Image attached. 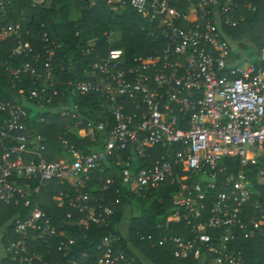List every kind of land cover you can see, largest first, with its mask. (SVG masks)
Here are the masks:
<instances>
[{
	"label": "built area",
	"instance_id": "obj_1",
	"mask_svg": "<svg viewBox=\"0 0 264 264\" xmlns=\"http://www.w3.org/2000/svg\"><path fill=\"white\" fill-rule=\"evenodd\" d=\"M12 1L0 0L3 18ZM94 1H104L113 13L129 8L146 20L151 27L148 34L161 50L134 58L131 64L120 50H109L105 58L82 68L79 79H65L58 86L53 62L60 46L44 33L41 59L24 40L26 32L20 24L0 27V40L13 44L10 58L25 60L19 67L0 66L19 83L26 74L34 86L26 96L18 93L20 102H0L4 115L0 204L29 209L13 222L11 233L16 239L7 241L3 255L15 264H35L39 258L31 250V241H56V251L69 254L77 243L71 235L73 227L84 232L92 225L107 229L114 215L111 206L120 199L111 206L99 204L83 189L103 163L129 152L133 158L129 155L120 170L121 185L129 195L143 198L167 182L176 185L167 222H183L191 238H163L158 246L171 242L177 260L192 257L202 258L203 264H246L231 245L256 234L264 238V64L259 56L248 61L227 34L238 25L237 0ZM242 6L255 11L250 3ZM103 38L110 43L111 34ZM88 46L82 50L84 56L92 54L95 41ZM93 96L101 99L97 108L108 113L112 125L85 117L84 113L90 114L88 106L81 110L72 102L74 97ZM26 98L39 111L54 98L72 102L61 105L60 116L74 121L73 133L81 140L94 143L95 132L103 133L101 150H78L60 136L61 151L69 158L46 161L45 138L30 133V116L23 107ZM157 149L160 156L145 167L152 160L150 152ZM133 160L143 161V167L132 169ZM233 166L236 171L230 174ZM51 183L65 188L53 201L57 208L67 207L78 215L74 224L73 213L65 216L69 222L54 224L39 208L41 191ZM101 184L100 192H106L113 180L106 178ZM123 239L104 236L96 247L101 252L96 264H134L121 250ZM67 264L78 263L72 256Z\"/></svg>",
	"mask_w": 264,
	"mask_h": 264
},
{
	"label": "trees",
	"instance_id": "obj_2",
	"mask_svg": "<svg viewBox=\"0 0 264 264\" xmlns=\"http://www.w3.org/2000/svg\"><path fill=\"white\" fill-rule=\"evenodd\" d=\"M77 2L80 17L76 21L68 19L70 11L67 7L55 8L57 0L50 8L38 7L27 0H14L8 8L6 16L3 18L0 15V27H2L16 24L25 10L29 9L32 12L29 23L25 26L21 25L26 32L23 37L29 42L33 51L40 54L41 59H43L42 36L44 33L47 34L51 42L60 46L53 62L56 68L54 72L56 85L59 86L60 82L65 79H79L82 68H87L105 58L109 49L120 50L127 64H131L134 58L153 56L161 50V45L148 34L151 28L148 22L129 8L117 17L113 15L104 1L77 0ZM243 2L250 3L255 11L251 12L243 8ZM237 3L239 5L236 18L238 25L227 30V34L241 53L249 50V56L255 55L256 58L264 52V0H237ZM106 32H113L115 35L112 46H108L103 39V34ZM91 40H95L97 45L90 56H84L82 50L87 48V44ZM12 46L10 41L0 40V63L19 67L25 60L10 58ZM236 57L240 58V54H237ZM75 64L80 67H78L77 74L72 73ZM262 64H264V60ZM21 81V83L15 81L5 68L0 66V102H20L18 93L21 91L26 96L28 91L34 87L33 81L26 74L22 75ZM72 102H77L81 110L88 106L90 114L84 113L85 117L87 115L90 119L101 122L105 119L109 122V126L112 125V121L109 115L105 114V110L101 111L99 107L97 108V103H101L99 97L93 96L88 99L74 97ZM72 102L61 103L59 99L54 98L51 105L45 106L39 111L33 101L27 100V98L24 100L23 107L30 116L28 122L30 133L41 135L46 140V161L51 159V153H58L61 150V144L58 141L60 136L66 137L78 150L88 153L101 150L103 133L95 132L96 142L94 143H90L87 138L81 140L73 133L74 121L60 116L61 105H72ZM3 119L4 115L0 113V123ZM69 129L70 133L68 132ZM160 154L158 149L152 150L150 152L152 160L145 162V167L151 165L152 161L158 158ZM129 155L133 158L129 152H123L118 156L117 154L114 155L110 161L103 163L100 170L97 169L90 176L85 183V189H83V192L89 193L99 204L111 206L115 199H120L118 205L111 206L114 215L108 228L102 229L92 225L86 232L78 231L76 227L70 228L71 235L76 237L77 243L69 254L58 253L56 241L47 244L31 241V250L39 258L35 264H52L56 260L60 264H67L72 256L75 257L78 264H96L101 256V252L97 251L96 247L100 245L102 238L107 234L122 235L120 227L128 208L131 210L130 219L125 231L126 237L121 243V250L125 252L128 259H134V264H202V258L175 259L173 256L174 245L169 241L163 246L157 245L163 238H191L183 222H167V218L171 216L173 211L171 195L175 191L176 185H170L167 182L163 188L146 193L143 198L132 197L127 189L121 185L120 180V170L124 167L123 162ZM116 163H120L119 166H116ZM131 167L138 170L143 167V161L133 160ZM233 167L230 168V174L236 171L235 166ZM106 178L112 179L113 184L106 192H100L101 182ZM63 191H65L64 187L57 183H51L42 189L40 194L39 208L52 219L54 224H61L63 221L69 222L65 216L67 212L73 213L67 207L57 208L53 201V196ZM132 208H135V213L132 212ZM28 211L29 209L22 206L14 207L0 204V233L8 231V235L4 233V237L0 239V247L3 250L6 248L8 240L14 241L16 239L11 233L13 222L23 218ZM76 218L78 215L73 213L71 220L73 224ZM67 228L68 226L63 227L66 231ZM231 247L241 253L246 264H264V238L262 236L256 234L252 238L241 239L232 244ZM84 253L88 255L87 258H82ZM2 254H0V264H15L10 260V256L5 257ZM116 264L124 263L117 262Z\"/></svg>",
	"mask_w": 264,
	"mask_h": 264
},
{
	"label": "crops",
	"instance_id": "obj_3",
	"mask_svg": "<svg viewBox=\"0 0 264 264\" xmlns=\"http://www.w3.org/2000/svg\"><path fill=\"white\" fill-rule=\"evenodd\" d=\"M54 1L55 0H45V2L42 4V5H36V6H38V7H46V8H50V7H52L53 6V4H54ZM34 5V4H33ZM62 7H67L68 8V10L70 11L69 12V16H68V19L70 20V21H76L77 19H79V17H80V11L77 9L78 8V2H77V0H57V4H55V8L56 9H60V8H62ZM113 13V12H112ZM119 14H121V12L120 13H113V15H115V16H117V15H119ZM31 17H32V12L28 9V10H25L22 14H21V16L19 17V19H18V21H17V23L18 24H20V25H27L28 23H29V21L31 20ZM117 17H119V16H117ZM106 33H108V34H111V41H110V43H107L106 42V40H105V42H106V44L108 45V46H112V44L114 43V41H115V35H114V33L113 32H106ZM105 34V33H104ZM103 34V35H104ZM104 39V38H103ZM95 40H91V41H89L88 42V44H87V46H88V48L90 47V44H93V42H94ZM90 43V44H89ZM96 45H97V42H95V47H96ZM95 47H94V49H95ZM94 49H93V51H94ZM238 49V48H237ZM109 50H112V49H109ZM108 50V51H109ZM239 52H240V50H238ZM244 52V51H243ZM244 54H246V58H248L249 59V54H250V51L248 50V51H246V52H244ZM260 58H262L263 60H264V52H262L261 54H259L258 55ZM257 56V57H258ZM257 57L254 59V60H256L257 59ZM80 68V67H79ZM105 114H108L107 112H105ZM99 118H100V115L98 116ZM105 120V119H104ZM74 131L76 132V130L74 129ZM88 140H89V142H90V139L89 138H87ZM96 141V140H95ZM91 143V142H90ZM46 154H47V151L45 152V154L43 155L44 156V159L45 160H47L46 159ZM50 156H51V159L49 160V161H56V160H58V159H60V158H63L62 157V155H61V150L58 152V153H51L50 154ZM124 237H126V235H125V233L124 234H122ZM3 255V254H2ZM202 264H203V261H202Z\"/></svg>",
	"mask_w": 264,
	"mask_h": 264
},
{
	"label": "rangeland",
	"instance_id": "obj_4",
	"mask_svg": "<svg viewBox=\"0 0 264 264\" xmlns=\"http://www.w3.org/2000/svg\"><path fill=\"white\" fill-rule=\"evenodd\" d=\"M254 59H255V55L253 57H249L248 61H254ZM61 155H62V157L66 158V159L69 158V156L66 153L62 152V151H61ZM130 211L131 210L129 208L126 209L125 216H124L125 219H124V221H123V223H122V225L120 227L121 234L125 233L126 228L128 226V220L130 219V215H129ZM132 212L135 213V208H132ZM2 251H3V249L0 247V254L3 253Z\"/></svg>",
	"mask_w": 264,
	"mask_h": 264
},
{
	"label": "water",
	"instance_id": "obj_5",
	"mask_svg": "<svg viewBox=\"0 0 264 264\" xmlns=\"http://www.w3.org/2000/svg\"><path fill=\"white\" fill-rule=\"evenodd\" d=\"M39 5H42V3H40ZM78 67H79L78 64H75V65H74V68L72 69V73H73V74H77V72H78Z\"/></svg>",
	"mask_w": 264,
	"mask_h": 264
}]
</instances>
